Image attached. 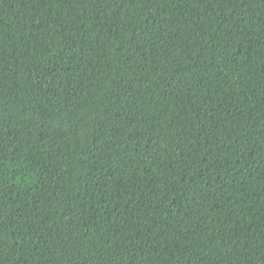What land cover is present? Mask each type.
<instances>
[{
	"label": "trees",
	"instance_id": "trees-1",
	"mask_svg": "<svg viewBox=\"0 0 264 264\" xmlns=\"http://www.w3.org/2000/svg\"><path fill=\"white\" fill-rule=\"evenodd\" d=\"M0 264H264V0H0Z\"/></svg>",
	"mask_w": 264,
	"mask_h": 264
}]
</instances>
